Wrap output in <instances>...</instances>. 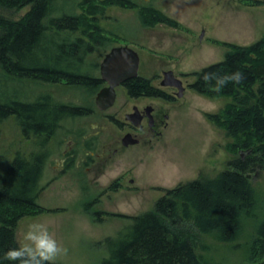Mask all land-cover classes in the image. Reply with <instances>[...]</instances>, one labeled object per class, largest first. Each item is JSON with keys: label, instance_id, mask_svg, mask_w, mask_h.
Here are the masks:
<instances>
[{"label": "rangeland", "instance_id": "rangeland-1", "mask_svg": "<svg viewBox=\"0 0 264 264\" xmlns=\"http://www.w3.org/2000/svg\"><path fill=\"white\" fill-rule=\"evenodd\" d=\"M132 1L135 6L130 7L101 2L83 6L80 0H56L52 15L83 13L86 26L91 29L95 21L107 38L104 45H94L84 54L82 68L90 75L100 76V62L111 47L128 45L139 54V75L150 78L154 86L172 92L160 85L165 70H172L182 80L183 96L165 106L168 116L162 135L148 143L113 151L119 147L116 138L123 136L127 128L111 118L124 120L125 113L132 111L133 100L124 86L117 87L114 106L101 111L95 106V96L105 85L102 82L90 88L65 81L16 78L0 70L1 100H32L49 94L57 101L91 109L85 115L63 119L55 133L45 138L26 136L13 115L0 120V178L15 153L26 158L44 153L37 200L55 209L22 217L16 239L21 245L29 224H46L68 249L66 256L57 259L65 264H101L108 253L102 240L116 237L132 222L133 215L152 209L166 188L199 175L215 176L230 159L242 154L224 125L209 117L230 102V97L204 95L189 85L194 71L223 59L226 48L222 42L249 44L264 33V0ZM143 6L160 9L176 24H141L139 12ZM26 9L10 12L0 7V13L19 18ZM148 101L163 102L155 98ZM251 183L260 197L262 215L264 169L251 174ZM111 184L115 189L109 188ZM251 223L233 242L202 233L198 253L218 264H262L264 257L259 260L250 249Z\"/></svg>", "mask_w": 264, "mask_h": 264}, {"label": "trees", "instance_id": "trees-1", "mask_svg": "<svg viewBox=\"0 0 264 264\" xmlns=\"http://www.w3.org/2000/svg\"><path fill=\"white\" fill-rule=\"evenodd\" d=\"M55 1L0 0L5 11L27 8L19 18L0 13V70L16 78L98 87L102 80L82 68L84 54L94 45H104L107 38L95 21L91 20V29L86 26L83 13L52 15ZM93 2L135 6L132 0H80L83 6L95 5ZM139 14L143 25L176 24L156 7L143 6ZM72 32L80 35L72 36ZM222 44L226 48L223 59L194 71L190 87L211 97H230V102L209 117L224 125L242 154L230 159L215 176L199 175L166 188L152 209L133 215L132 222L116 237L102 240L108 253L101 264H218L198 253L201 234L233 242L242 237L251 222L250 249L259 260L264 257V213L259 214L261 200L251 183V174L264 169V33L249 44ZM236 71L244 77L239 85L229 82L220 92L212 90L216 75ZM205 74L213 79L206 82ZM125 86L130 96H165L144 76L128 79ZM90 112L88 107L57 101L49 94L32 100L0 99V120L13 115L26 136L50 137L63 119ZM45 160L42 152L29 158L17 152L3 171L0 264H19L5 259L4 254L20 246L16 228L22 217L55 210L37 200ZM114 185L109 188L115 189Z\"/></svg>", "mask_w": 264, "mask_h": 264}, {"label": "water", "instance_id": "water-1", "mask_svg": "<svg viewBox=\"0 0 264 264\" xmlns=\"http://www.w3.org/2000/svg\"><path fill=\"white\" fill-rule=\"evenodd\" d=\"M202 35V34H201ZM140 57L138 52L128 45L113 46L105 53L99 65L100 79L106 82L95 96L96 107L105 110L111 107L116 99V87L124 81L139 75ZM160 85L177 87V95L181 96L184 91L182 80L177 77L172 70L162 72ZM134 113L127 114V119H131ZM138 125V121H134ZM130 136V134L128 135ZM125 137L124 144L134 143L137 139Z\"/></svg>", "mask_w": 264, "mask_h": 264}, {"label": "clouds", "instance_id": "clouds-1", "mask_svg": "<svg viewBox=\"0 0 264 264\" xmlns=\"http://www.w3.org/2000/svg\"><path fill=\"white\" fill-rule=\"evenodd\" d=\"M203 79L209 82L213 76L205 74ZM212 90L220 92L229 82L239 85L244 79L241 72L225 73L214 77ZM24 243L16 248L7 250L4 258L9 261H18L19 264H55L58 258L66 256L68 249L62 246L49 232L44 223L34 222L28 225L23 236Z\"/></svg>", "mask_w": 264, "mask_h": 264}, {"label": "flooded vegetation", "instance_id": "flooded-vegetation-1", "mask_svg": "<svg viewBox=\"0 0 264 264\" xmlns=\"http://www.w3.org/2000/svg\"><path fill=\"white\" fill-rule=\"evenodd\" d=\"M100 78V76H99ZM127 81V80H126ZM124 81L121 85L119 86H125ZM102 83L106 85V82L102 80ZM191 84V83H190ZM102 85L101 87H103ZM190 86V85H189ZM100 87V88H101ZM118 87V86H117ZM117 87H116V94H117ZM171 88L172 92H167L164 91L165 96L164 97H153V96H145V95H139V96H130L127 92V95L129 96L130 99L133 100V103L131 104L132 106V111L126 112L124 117V120H120L117 118H111L115 123L119 124L122 128H127L125 131V134L123 136L117 137L115 140V143L119 145L118 148H114L113 151L117 152L118 149H123L126 147H129L131 145H138L142 143H148L155 137H159L162 135L163 129L166 126V121L165 118H167L168 114L166 112V107L167 104H171L177 97H182L184 94L181 96L177 95V87L175 86H166ZM99 88V89H100ZM185 90V86H184ZM127 91V88H126ZM149 98H155V99H160L163 102H153V101H148ZM143 99V100H139ZM146 99V101H145ZM116 100V99H115ZM115 104V102H114ZM114 104L112 106H114ZM96 106V104H95ZM122 106H125L122 105ZM110 108V107H109ZM107 108V109H109ZM98 109V108H97ZM105 109V110H107ZM100 110V109H99ZM101 110V111H105ZM134 113V115L131 117V119H127L126 115ZM113 115V114H112ZM111 114L109 115L110 117H113ZM138 121V125H136L133 122ZM130 134V136H128ZM134 138L137 139L134 143H129V144H124L123 140L126 137L127 138Z\"/></svg>", "mask_w": 264, "mask_h": 264}, {"label": "crops", "instance_id": "crops-1", "mask_svg": "<svg viewBox=\"0 0 264 264\" xmlns=\"http://www.w3.org/2000/svg\"><path fill=\"white\" fill-rule=\"evenodd\" d=\"M160 7H161V6H160ZM162 7H163V6H162ZM19 222H20V221H19ZM19 222H18V223H19ZM55 238H56V240H57V237H56V236H55ZM60 244H61V241H60ZM57 262H61V261H57ZM62 263H63V262H62ZM64 264H65V263H64Z\"/></svg>", "mask_w": 264, "mask_h": 264}, {"label": "bare ground", "instance_id": "bare-ground-1", "mask_svg": "<svg viewBox=\"0 0 264 264\" xmlns=\"http://www.w3.org/2000/svg\"><path fill=\"white\" fill-rule=\"evenodd\" d=\"M141 9H142V8H141ZM154 11H155V10H154ZM154 11H153V12H154ZM85 16H86V15H85ZM90 19H91V18H90ZM149 19H150V18H149ZM151 21H152V20H151ZM153 22H154V21H153ZM107 37H108V36H107ZM39 206H40V205H39ZM39 208H40V207H39ZM32 209H34V208H32ZM42 210H43V209H42ZM238 242H239V241H238ZM244 242H245V241H244Z\"/></svg>", "mask_w": 264, "mask_h": 264}]
</instances>
